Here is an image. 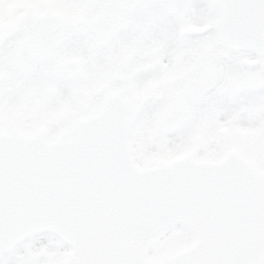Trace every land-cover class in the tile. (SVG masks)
<instances>
[{"label":"snow or ice","instance_id":"1","mask_svg":"<svg viewBox=\"0 0 264 264\" xmlns=\"http://www.w3.org/2000/svg\"><path fill=\"white\" fill-rule=\"evenodd\" d=\"M0 264H264V0H0Z\"/></svg>","mask_w":264,"mask_h":264}]
</instances>
